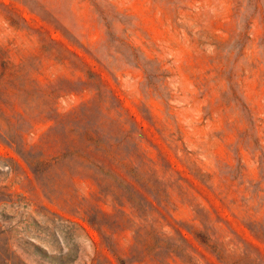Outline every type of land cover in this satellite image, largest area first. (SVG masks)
<instances>
[{
  "label": "rangeland",
  "instance_id": "obj_1",
  "mask_svg": "<svg viewBox=\"0 0 264 264\" xmlns=\"http://www.w3.org/2000/svg\"><path fill=\"white\" fill-rule=\"evenodd\" d=\"M0 264H264V0H0Z\"/></svg>",
  "mask_w": 264,
  "mask_h": 264
}]
</instances>
